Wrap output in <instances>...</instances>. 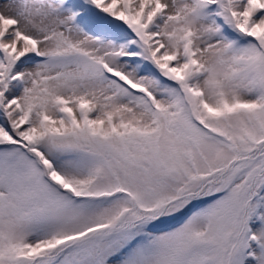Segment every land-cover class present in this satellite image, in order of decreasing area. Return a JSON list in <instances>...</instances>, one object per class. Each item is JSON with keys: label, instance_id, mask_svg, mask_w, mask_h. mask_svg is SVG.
I'll return each mask as SVG.
<instances>
[{"label": "snow or ice", "instance_id": "snow-or-ice-1", "mask_svg": "<svg viewBox=\"0 0 264 264\" xmlns=\"http://www.w3.org/2000/svg\"><path fill=\"white\" fill-rule=\"evenodd\" d=\"M0 264H264V0H0Z\"/></svg>", "mask_w": 264, "mask_h": 264}]
</instances>
